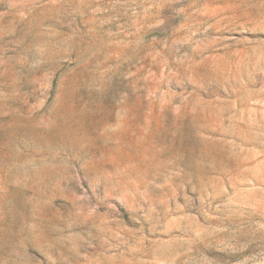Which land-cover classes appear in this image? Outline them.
I'll return each instance as SVG.
<instances>
[{
  "label": "rangeland",
  "instance_id": "obj_1",
  "mask_svg": "<svg viewBox=\"0 0 264 264\" xmlns=\"http://www.w3.org/2000/svg\"><path fill=\"white\" fill-rule=\"evenodd\" d=\"M0 264H264V0H0Z\"/></svg>",
  "mask_w": 264,
  "mask_h": 264
}]
</instances>
